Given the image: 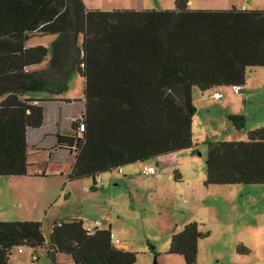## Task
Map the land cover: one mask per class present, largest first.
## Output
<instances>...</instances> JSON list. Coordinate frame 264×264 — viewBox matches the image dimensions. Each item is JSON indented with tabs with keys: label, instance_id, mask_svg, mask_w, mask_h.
Instances as JSON below:
<instances>
[{
	"label": "trees",
	"instance_id": "16d2710c",
	"mask_svg": "<svg viewBox=\"0 0 264 264\" xmlns=\"http://www.w3.org/2000/svg\"><path fill=\"white\" fill-rule=\"evenodd\" d=\"M190 1L177 0L169 10L106 11L90 10L84 0H0V176L30 175L28 133L44 125L47 102L38 94H66L75 73L85 80V111L72 135H56L49 150L75 153L69 181L92 179L95 190L103 173L183 151L194 155L193 92L243 88L249 68H264V10L192 9ZM37 33L55 36L45 67L49 48L28 45ZM229 118L245 127L243 115ZM207 144L205 186L264 185V127L245 141ZM209 236L191 222L172 235L169 254L198 264L199 241ZM24 246L46 248L50 264L61 254L74 264L138 259L115 246L111 229L89 233L82 220L55 222L49 243L43 222L0 221V264Z\"/></svg>",
	"mask_w": 264,
	"mask_h": 264
},
{
	"label": "rangeland",
	"instance_id": "374dc122",
	"mask_svg": "<svg viewBox=\"0 0 264 264\" xmlns=\"http://www.w3.org/2000/svg\"><path fill=\"white\" fill-rule=\"evenodd\" d=\"M176 1L84 0L90 10L118 5L135 10H169L175 8ZM190 7L264 10V0H191ZM54 39L55 36L41 33L29 39V46L44 45L50 50L42 67L50 59ZM84 84V78L75 73L69 91L61 97L63 100L52 94H38L47 99L44 102L47 132L57 125L63 132L71 131L72 118L84 106ZM215 91L223 94L222 102H228L226 106L211 102ZM241 93L247 96L246 101L233 87L216 88L206 93L197 89L194 102L199 111L194 124L199 145L196 153L189 156L183 151L144 163L157 169L158 182H152L154 176L146 177L139 172L140 163L125 167L123 175L119 171L103 173V182L109 186L104 191L99 183L97 193L90 191L91 179L69 181L71 163L58 164L49 152L40 150H50L54 138L48 136L41 140L43 136L36 129H30L28 139L33 147L30 169L35 175L0 176V221L43 222V232L49 243L51 226L55 222L98 219L113 209V222L121 223L118 232L121 235L117 236L124 238L132 245L131 251L138 253L136 264H155L153 251L159 254L158 264H185L182 256L169 254L170 228L172 223L181 225L192 216L193 222L200 223L202 231L210 233L208 238L199 241L198 264H264V185L204 184L207 142L245 141L251 130L264 127L263 67L247 70L246 85ZM58 100L63 102H56ZM231 114L245 117L243 129L233 125ZM134 171L138 172L134 177L143 180L129 185L132 179L129 174ZM176 172L181 174L180 180L175 179ZM131 186L139 191L134 192ZM241 246L248 252L238 253ZM22 249V253L19 248L13 250L9 264H50L46 248L34 250L24 246ZM34 255L39 256L37 261L33 260Z\"/></svg>",
	"mask_w": 264,
	"mask_h": 264
},
{
	"label": "crops",
	"instance_id": "0c3cea01",
	"mask_svg": "<svg viewBox=\"0 0 264 264\" xmlns=\"http://www.w3.org/2000/svg\"><path fill=\"white\" fill-rule=\"evenodd\" d=\"M101 9H103V10H106V11H110V10H115V9H123V10H125V9H131V8H128V7H126V6H122V5H118V6H114L113 8L111 7V8H101ZM245 87V86H244ZM244 87L242 88V90H244ZM197 90V89H196ZM196 90H194V92H193V98H194V101L196 102V100L195 99H197V95H196ZM211 92V91H210ZM216 92H218V91H215L214 92V94L216 93ZM221 93V92H220ZM214 94L212 95V97H211V99L213 100V101H211V102H216V103H218V104H223L224 106H226L225 104H228V102H222V100L224 99V96L221 98V99H216L215 97H214ZM62 96H64V95H62ZM62 96H59V100H63V98H61ZM239 96H243L244 97V100L246 101V95L245 94H239ZM38 97H43V96H38ZM47 97V96H46ZM56 101V102H63V101ZM200 100V99H199ZM204 100V99H203ZM207 100H209V99H207ZM54 102V101H53ZM194 102V103H195ZM65 103H67V102H65ZM83 103H84V106H83V109L81 110V112L78 114V115H75L73 118H72V120H71V131L70 132H63V130L61 129V127L60 126H56L55 128H53V129H50V132H47L46 131V129H45V126H46V124H45V122H44V125L42 126V128H40V129H37L36 131L37 132H39L41 135L40 136H43V138L41 139V140H43L44 138H47L48 136H50V137H53L54 138V141L52 142V144H51V148L50 149H52L55 145H56V142H57V138H56V135H58V134H63V135H72V133H73V131H72V123H73V121L77 118V117H79V116H81L83 113H84V111H85V99H84V101H83ZM197 105V111H199V106H198V104H195V106ZM209 112H211L210 110L208 111V114H209ZM197 114V113H196ZM196 114H195V116H196ZM231 115H234V114H231ZM195 116H194V119H195ZM194 119H193V137H194V139H195V141L196 142H198L199 141V138H198V134H196L197 132H195V124H194ZM31 130H29V132H30ZM252 131V130H251ZM29 134V133H28ZM34 147H40L39 145H33ZM32 147V146H31ZM39 149V148H38ZM40 150L41 151H44V152H49V150L48 151H46L45 149H43L42 150V148H40ZM39 150V151H40ZM56 152V153H55ZM54 152V156H50V157H53V159H55V161L58 163V164H63V163H71V167H70V172L69 173H71V171H72V168H73V166H74V163H75V161H76V155H75V153H71V152H69V151H64V150H56ZM63 152V153H62ZM188 153H189V156H193V154H191V152H189L188 151ZM60 154V155H59ZM49 155H50V153H49ZM54 157H56V158H54ZM58 157V158H57ZM140 172V171H139ZM125 173V171H124V168H123V173H121L122 175ZM136 174H138V172L137 171H134L133 173H130L129 175H131V177H132V179L131 180H129L128 181V184L129 185H132L131 183H135L136 181L138 182V180H140V181H142L143 180V178L142 177H137L138 178V180L136 179V177H134ZM30 175H35L34 173H32L31 172V169H30ZM36 175H38V174H36ZM139 176H141V174L139 173ZM145 177V176H144ZM146 177H150V176H146ZM182 178V176H181V174H178L177 172H176V175H175V179H181ZM82 180H84V179H82ZM86 180V179H85ZM92 180V179H91ZM151 180H152V182H158L157 181V177L156 176H154V177H152L151 178ZM78 181V180H77ZM98 182V181H97ZM99 183H101V189H103L104 191H106V188L109 186V184H106V183H104L103 182V179H102V176H101V181L100 182H98V184H97V187H96V189L95 190H93L92 189V186H93V180H92V185H91V188H90V191L92 192V193H97V191L99 190ZM197 185H199L198 184V182L196 183V186ZM199 186H197V188H198ZM131 189H134L135 191L134 192H136V191H139V190H136V188L134 187V186H131ZM113 199L111 198V201H112ZM114 216H115V213L113 212V209H111L110 210V212L109 213H106V215L104 216V217H100V218H98V219H91V220H89V221H87L86 219L85 220H82L83 222H84V224H85V226L87 227V228H93V229H111V231H112V237H113V242H114V244H115V246L117 247V248H119V249H121V250H124V251H131L132 250V245L130 244V243H128V242H126V240L124 239V238H118V236L117 235H121L120 233L118 234V232H120V230H121V223L120 224H118V223H116V222H113V218H114ZM68 221H70V220H68ZM116 221V220H115ZM191 222H193V220H192V216H189L188 218H187V220H185V222L183 223V224H181V225H178L177 223H172V225H171V228H170V230L172 231L171 233V237H172V235L173 234H175V233H178V232H181L183 229H184V227L186 226V225H188L189 223H191ZM196 222V221H195ZM116 230H117V233H116ZM122 239V240H121ZM64 258V259H63ZM34 260V259H33ZM35 261V260H34ZM57 263L58 264H74V261H73V259H72V257H70V256H68V255H65V254H61V255H58L57 256Z\"/></svg>",
	"mask_w": 264,
	"mask_h": 264
},
{
	"label": "built area",
	"instance_id": "2783aa9c",
	"mask_svg": "<svg viewBox=\"0 0 264 264\" xmlns=\"http://www.w3.org/2000/svg\"><path fill=\"white\" fill-rule=\"evenodd\" d=\"M233 89H234V92H235L236 94H241V92H242V87H240V86H234ZM214 97H215L216 99H221V98L223 97V94L220 93V92H216V93L214 94ZM81 119H82V118H81ZM82 120H83V119H82ZM83 130H84V127H83V125H81V131H83ZM118 171H119V173H123V169H122V168H120ZM140 173H141L142 175H145V176H155V175H157L158 171H157V169H156L155 167H150V166H148V165L142 164V167H141V169H140ZM97 181H98V182L101 181V175L97 177ZM87 229H88L89 233H94V231H95V229L90 228V227L87 228ZM19 249H20V252H21V253L24 252V250L22 249V247L19 248ZM33 259H34L35 261H37V260L39 259V256L34 255V256H33Z\"/></svg>",
	"mask_w": 264,
	"mask_h": 264
},
{
	"label": "water",
	"instance_id": "95a60500",
	"mask_svg": "<svg viewBox=\"0 0 264 264\" xmlns=\"http://www.w3.org/2000/svg\"><path fill=\"white\" fill-rule=\"evenodd\" d=\"M155 264H158V263H157V260H155Z\"/></svg>",
	"mask_w": 264,
	"mask_h": 264
}]
</instances>
